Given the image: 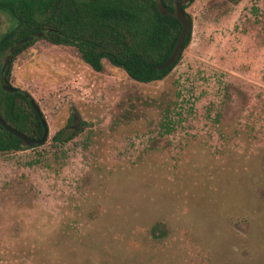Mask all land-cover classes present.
<instances>
[{"label": "rangeland", "instance_id": "obj_1", "mask_svg": "<svg viewBox=\"0 0 264 264\" xmlns=\"http://www.w3.org/2000/svg\"><path fill=\"white\" fill-rule=\"evenodd\" d=\"M185 10L157 81L43 40L13 61L49 133L0 154V264H264V0Z\"/></svg>", "mask_w": 264, "mask_h": 264}, {"label": "trees", "instance_id": "obj_2", "mask_svg": "<svg viewBox=\"0 0 264 264\" xmlns=\"http://www.w3.org/2000/svg\"><path fill=\"white\" fill-rule=\"evenodd\" d=\"M161 3L165 14L155 0H0V12L11 20V26L0 34V75L3 73L10 83L16 57L43 40L74 47L93 70L100 71L105 59L137 82L160 80L181 58L191 40L192 27L188 14L190 28L177 58L159 69L173 51L182 27L173 15V0H161ZM16 88L7 92L0 85V116L16 130L38 138L43 127L29 101L33 97L28 91ZM81 124L80 129L84 122ZM78 131L79 128L64 137L63 129H58L52 136L53 145L67 142ZM25 148L28 147L22 145L20 138L0 126V154Z\"/></svg>", "mask_w": 264, "mask_h": 264}, {"label": "water", "instance_id": "obj_3", "mask_svg": "<svg viewBox=\"0 0 264 264\" xmlns=\"http://www.w3.org/2000/svg\"><path fill=\"white\" fill-rule=\"evenodd\" d=\"M155 1L157 3L159 10L163 14H165L166 9L162 5L161 0H155ZM190 1L191 0H173V15L181 22L182 27H181V31H180L177 43H176L173 51L171 52L169 57L163 63H161L158 66L159 69H163V68L171 65L175 61V59L177 58V56L181 50L182 44H183L185 37L187 36V33L189 31V28H190V18H189V15L184 8V5L188 4ZM39 35H41V33H39ZM8 60H9V55L5 59L2 71L4 70ZM0 85L7 92H13L17 89L15 86L11 85L5 79V77L3 76V73H1V75H0ZM29 101H30L33 109L35 110L37 116L39 117L41 124H42V127H43V131H42V134L40 137L33 138L31 136H28V135L16 130L15 128H13L9 124H7L1 116H0V126L3 127L5 130H7L8 132L17 136L18 138H20L23 146L36 147V146L43 144V142L47 139L49 129H48L47 122L45 120V117L43 116V113H42L40 107L36 104V102L33 98H30Z\"/></svg>", "mask_w": 264, "mask_h": 264}]
</instances>
